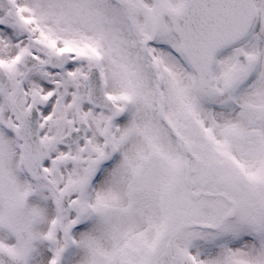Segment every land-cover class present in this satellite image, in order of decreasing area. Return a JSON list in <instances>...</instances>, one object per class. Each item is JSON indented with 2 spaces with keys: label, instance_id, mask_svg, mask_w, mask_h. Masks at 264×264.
Returning <instances> with one entry per match:
<instances>
[{
  "label": "snow or ice",
  "instance_id": "6c2138e0",
  "mask_svg": "<svg viewBox=\"0 0 264 264\" xmlns=\"http://www.w3.org/2000/svg\"><path fill=\"white\" fill-rule=\"evenodd\" d=\"M0 264H264V0H0Z\"/></svg>",
  "mask_w": 264,
  "mask_h": 264
}]
</instances>
